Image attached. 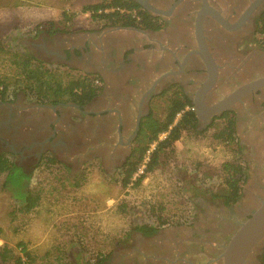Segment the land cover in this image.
<instances>
[{
	"label": "flooded vegetation",
	"instance_id": "flooded-vegetation-1",
	"mask_svg": "<svg viewBox=\"0 0 264 264\" xmlns=\"http://www.w3.org/2000/svg\"><path fill=\"white\" fill-rule=\"evenodd\" d=\"M94 5L99 6L98 13L130 15L128 24L91 19L96 27L74 17L67 27L58 21L43 24L34 28L32 39L22 42L21 51L54 69L94 78L99 93L82 103L39 102L21 91L14 100H0V153L16 156L15 165L24 171L51 164L50 158H55L74 175V182L83 183L94 172L118 181L141 145L142 123L154 104L159 99L168 102L180 91L193 103L185 109L194 110L198 133L217 131L232 118L243 154L251 145L255 161L264 163V85L213 113L209 122L204 120L207 110L198 116L195 104L204 97L206 108L214 106L264 77V41L259 32L264 0H95ZM89 12L83 16L94 11ZM86 30L99 37L85 40ZM211 73L212 87L202 94L199 88ZM241 130L247 134L245 141ZM247 138L259 142L253 145ZM250 171L247 162L244 185L251 181L253 190L245 186L240 191L246 203L204 212L207 219L196 229L202 240L170 232L166 237L164 230L151 236L137 231L140 242L131 248L134 256L116 264H196V258L204 259L202 264H217L239 223L264 200V169L258 165ZM218 216L219 221H213ZM199 242L202 248H197ZM258 256L261 260L262 254L251 253L248 262Z\"/></svg>",
	"mask_w": 264,
	"mask_h": 264
},
{
	"label": "rangeland",
	"instance_id": "rangeland-1",
	"mask_svg": "<svg viewBox=\"0 0 264 264\" xmlns=\"http://www.w3.org/2000/svg\"><path fill=\"white\" fill-rule=\"evenodd\" d=\"M84 2L91 4L92 0H78L77 6L67 15L70 18H85L82 9L87 3ZM19 29L24 36L17 37V31L15 35L4 38V33L0 31V44L6 47L0 50V80L12 79L15 67L11 62V52L21 51L23 39L32 38L34 28ZM65 72L64 69L56 71L67 75L64 77L67 80L60 81L63 86L74 75ZM158 103L154 104L157 110L153 108L159 116L163 115L167 102L159 99ZM215 132L214 128H210L196 136L183 133L181 139L174 143V150L163 155L158 166L147 173L139 186L132 183L123 186L119 181L108 180L100 172L89 174L83 183L74 182V175L59 163L43 164L41 169L35 170L25 167V172L30 175V180H27L30 188L41 194L39 204L29 212L20 210L22 203L11 189H3L4 174H1L0 246L13 248L24 264H99V259H102L100 264H109L110 260L116 264L123 262L122 258L134 256L131 248H138L135 233L142 222L160 225V221L164 220L159 231H173L180 236L202 240L196 229L201 228V220L207 219L204 212L224 209L225 200L219 195L224 180L221 171L223 163L235 160L246 169L249 162L250 173L258 165L264 169V163H257L258 160L255 161V156L251 154V145L243 154L235 143L230 145L215 139ZM240 134L245 141L247 134L242 130ZM248 140L253 145L259 142V138ZM12 158L16 162V156ZM15 176L16 185L21 184L19 172ZM246 190H253L251 181ZM245 203L246 196H243L234 205L241 207ZM234 205L228 207L232 210ZM213 221H219V216ZM42 243L47 246L58 244L60 247L39 251L37 248ZM22 246L29 252V259L22 253ZM202 247V242H199L197 248ZM196 259V264L204 262L202 258ZM260 261L258 256L257 260L247 264H261ZM0 264L15 263L12 259ZM217 264H222L221 260Z\"/></svg>",
	"mask_w": 264,
	"mask_h": 264
},
{
	"label": "trees",
	"instance_id": "trees-1",
	"mask_svg": "<svg viewBox=\"0 0 264 264\" xmlns=\"http://www.w3.org/2000/svg\"><path fill=\"white\" fill-rule=\"evenodd\" d=\"M99 6L94 4L85 5L82 11L93 10V18L97 20H105L110 24H115L122 21L126 23L130 19V15L118 13H98ZM67 17V14H66ZM70 18V17H67ZM264 19V16H263ZM128 24V23H126ZM263 35L264 41V21L259 29ZM6 47L0 44V50H5ZM12 64L15 69L12 79L0 80V100H14L18 92H23L26 96L34 98L39 102H55L62 100H77L78 102H87L100 91V86L94 84V78L88 79L74 74L66 86L60 82L67 80V75L56 73L47 62L40 61L31 55L29 51L11 52ZM66 74V73H64ZM180 91H176L172 97H169L167 106L164 109L163 115H156L155 110L142 123V137H139L141 145L136 149V154L130 159L124 170V175L119 179V183L127 186L132 183L134 186H139L147 173L153 171L160 163L163 155L169 154L174 150V143L179 140L184 132H192L194 136L200 134L196 128V114L193 109H185L187 105L192 108V101L187 95L180 96ZM64 96H67L64 98ZM181 112V117L176 121L178 113ZM167 132L163 139H159V135ZM214 138L221 140L227 144H236L238 150L241 146L238 143V137L234 127L232 118H228L224 125L217 129L214 133ZM157 141V144L152 152L149 161L146 163L143 174L136 180H132L135 172L141 165L145 152L148 147ZM12 154L0 153V175L4 174L2 183L3 189H11L14 196L22 203V211L29 212L33 210L41 200L39 191L32 190L29 185L30 175L22 168L15 165ZM57 161L55 158H50L49 162ZM221 171L224 173L223 187L219 195L224 198L226 206H231L240 197V191L244 183L247 181V172L245 167L238 161L228 160L223 163ZM19 172L21 179H18L21 184L16 185V173ZM25 179V180H23ZM164 220L160 221L162 226ZM160 225H153L151 222H142L136 227L137 231L143 232L144 235L151 236L157 233ZM23 243V242H22ZM19 243V245H22ZM21 251L29 259L30 254L25 246H22ZM15 264H24L21 256L14 253L13 248L6 245L0 246V262L12 260ZM98 262L102 263V259ZM99 263V264H100ZM261 264H264V250L261 256Z\"/></svg>",
	"mask_w": 264,
	"mask_h": 264
},
{
	"label": "water",
	"instance_id": "water-1",
	"mask_svg": "<svg viewBox=\"0 0 264 264\" xmlns=\"http://www.w3.org/2000/svg\"><path fill=\"white\" fill-rule=\"evenodd\" d=\"M211 65V62H210ZM212 69L213 66L211 65ZM213 71V70H212ZM214 81L213 74H209L208 79L204 86L199 88V91L204 94L212 86ZM264 85V77L251 81L241 86L234 94L226 97L219 103L211 107H205L204 97L196 100V110L198 116L201 115L203 109H206L205 121L209 122V118L213 113H218L239 99L240 96L245 93L255 90ZM264 250V200L260 205L252 212V214L243 222L239 223V226L234 231L230 239L223 245V250L218 256L221 259L222 264H247L248 258L251 253L259 252L262 254Z\"/></svg>",
	"mask_w": 264,
	"mask_h": 264
},
{
	"label": "crops",
	"instance_id": "crops-1",
	"mask_svg": "<svg viewBox=\"0 0 264 264\" xmlns=\"http://www.w3.org/2000/svg\"><path fill=\"white\" fill-rule=\"evenodd\" d=\"M94 1L95 0H92L91 4H94ZM77 3H78V0H0V31L4 33V38H5V36L7 37L9 35H15L17 31L19 32L17 37L24 36V34H22L24 32L19 31L20 30L19 28H32L33 29L43 24L51 25L57 21L59 23L61 22L62 26L67 27L68 26L67 22L69 20V18L67 17H70V15H67L66 17V14H68L69 11ZM86 3L87 2H84V4ZM79 4L84 5L83 3H79ZM86 5H89V4L87 3ZM83 12H86V11H83ZM89 13L90 12L88 11L87 14ZM88 17L89 18L87 19L86 17L83 19H86L87 23H89L90 26L98 27V24L91 22V19H94V20H97V19L93 18V16L91 17L88 16ZM31 36L33 38V35ZM84 36H85L84 38L85 40H89L90 37L91 38L94 37L95 39L99 37V35H94L93 32H88V31L84 33ZM32 38H29V39H32ZM25 39L26 38H24L23 41ZM52 163H59L65 169H67L66 166H64L58 160L56 162L53 161ZM42 165L43 164H41L40 166ZM44 165H47V164H44ZM40 166L37 168L41 169ZM170 233H174V232L170 231ZM169 236L171 235H169V232H167L166 237H169ZM142 241L145 242V239L142 238ZM138 242H140V240H138ZM39 245H40L39 248H37L39 251H46L51 247H53L52 250L60 247L58 244L56 245L48 244L47 246L42 243Z\"/></svg>",
	"mask_w": 264,
	"mask_h": 264
},
{
	"label": "built area",
	"instance_id": "built-area-1",
	"mask_svg": "<svg viewBox=\"0 0 264 264\" xmlns=\"http://www.w3.org/2000/svg\"><path fill=\"white\" fill-rule=\"evenodd\" d=\"M181 117V112L178 113L177 115V118H176V121ZM167 132H163L159 135V139H163L165 136H166ZM157 144V141L153 142L149 147L148 149L146 150L145 152V155H144V158H143V161L141 163V165L139 166L137 172H135L132 180H136L138 177H140L141 174H143L144 172V168L146 167V163L149 161L151 155H152V152L155 148ZM133 185V184H132Z\"/></svg>",
	"mask_w": 264,
	"mask_h": 264
}]
</instances>
